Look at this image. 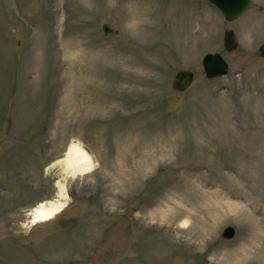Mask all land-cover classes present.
I'll use <instances>...</instances> for the list:
<instances>
[{"label":"rangeland","instance_id":"rangeland-1","mask_svg":"<svg viewBox=\"0 0 264 264\" xmlns=\"http://www.w3.org/2000/svg\"><path fill=\"white\" fill-rule=\"evenodd\" d=\"M262 40L264 0H0V264H264ZM72 141L93 166L34 221Z\"/></svg>","mask_w":264,"mask_h":264},{"label":"water","instance_id":"water-1","mask_svg":"<svg viewBox=\"0 0 264 264\" xmlns=\"http://www.w3.org/2000/svg\"><path fill=\"white\" fill-rule=\"evenodd\" d=\"M212 4L222 14L224 19L232 20L243 13L249 6L250 0H206ZM101 29L104 34L116 32L109 23L102 22ZM221 43L225 50L234 48L237 44L236 35L233 30L226 27L222 31ZM258 53L264 56V40L257 45ZM201 66L206 77L219 76L227 72L228 66L226 60L218 51H205L200 57ZM193 71L187 67L177 68L172 74L170 86L174 90H183L189 86L192 81ZM223 237H231L234 233V227L230 224L221 229Z\"/></svg>","mask_w":264,"mask_h":264},{"label":"bare ground","instance_id":"bare-ground-1","mask_svg":"<svg viewBox=\"0 0 264 264\" xmlns=\"http://www.w3.org/2000/svg\"><path fill=\"white\" fill-rule=\"evenodd\" d=\"M62 175L56 180L57 188L55 198L41 202L33 210V220H44L53 216L66 203V176H72L86 172L91 168L92 160L80 142L72 141L66 147L63 155L56 159ZM55 163V162H54ZM56 163V164H57ZM93 166V165H92ZM68 179V178H67Z\"/></svg>","mask_w":264,"mask_h":264}]
</instances>
